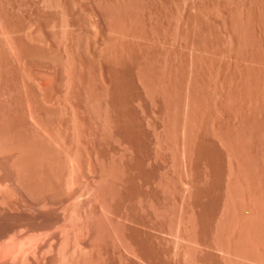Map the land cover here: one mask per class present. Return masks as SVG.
<instances>
[{"label":"rangeland","instance_id":"rangeland-1","mask_svg":"<svg viewBox=\"0 0 264 264\" xmlns=\"http://www.w3.org/2000/svg\"><path fill=\"white\" fill-rule=\"evenodd\" d=\"M0 141V264H264V0H0Z\"/></svg>","mask_w":264,"mask_h":264},{"label":"bare ground","instance_id":"bare-ground-1","mask_svg":"<svg viewBox=\"0 0 264 264\" xmlns=\"http://www.w3.org/2000/svg\"><path fill=\"white\" fill-rule=\"evenodd\" d=\"M53 4H54V3H53ZM72 5H73V4H72ZM106 8H107V7H106ZM175 14H176V13H175ZM44 20H45V19H44ZM253 20H254V19H253ZM52 21H53V20H52ZM90 24H91V23H90ZM64 25H65V24H64ZM28 28H29V27H28ZM62 29H63V28H62ZM62 29H61V30H62ZM65 29H66V28H65ZM65 29H64V30H65ZM20 30H21V29H20ZM72 30H73V29H72ZM111 30H112V29H111ZM5 32H6V31H5ZM60 32H61V31H60ZM106 33H107V32H106ZM69 36H70V35H69ZM24 37H25V35H24ZM76 38H77V37H76ZM100 38H101V37H100ZM8 39H9V38H8ZM40 39H41V38H40ZM29 40H30V39H29ZM42 40H43V39H41V41H42ZM96 40H97V39H96ZM5 42H6V41H5ZM9 42H10V41H9ZM35 42H36V41H35ZM93 42H95V41H93ZM42 43H43V42H42ZM42 43H40V44L38 43V44L41 45ZM5 44H6V43H5ZM63 44H64V43H63ZM243 44H244V43H243ZM5 46H6V45H5ZM83 46H85V45H83ZM39 47H40V46H39ZM86 47H87V46H86ZM35 48H36V47H35ZM42 48H43V47H42ZM240 48H241V47H240ZM50 49H51V47H50ZM78 49H79V48H78ZM84 49H85V48H84ZM97 49H98V48H97ZM244 49H245V48H244ZM10 50H11V49H10ZM56 50H57V49H56ZM63 50H64V49H63ZM111 50H112V49H111ZM41 51H42V50H41ZM30 52H31V51H30ZM38 52H40V51H38ZM44 52H45V51H44ZM57 53H58V52H57ZM64 53H65V52H64ZM107 53H108V52H107ZM109 54H110V52H109ZM34 55H35V53H34ZM40 55H41V54H40ZM53 55H54V54H53ZM29 56H30V55H29ZM41 56H42V55H41ZM104 56H105V55H104ZM126 56H127V55H126ZM36 57H37V56H36ZM46 57H47V56H46ZM84 57H85V56H84ZM98 57H99V56H98ZM28 58H29V57H28ZM34 58H35V57H34ZM69 59H70V58H69ZM92 60H93V59H92ZM65 61H66V60H65ZM50 62H51V61H50ZM53 64H54V63H53ZM77 65H78V64H77ZM68 67H69V65H68ZM69 68H70V67H69ZM73 68H74V67H73ZM173 72H174V71H173ZM66 73H67V72H66ZM75 73H76V72H75ZM69 74H70V73H69ZM180 74H181V73H180ZM142 75H144V74H142ZM72 77H73V76H72ZM27 78H28V77H27ZM43 78H44V77H43ZM43 78H42V79H43ZM51 78H52V77H51ZM64 79H65V78H64ZM178 79H179V78H178ZM59 81H60V80H59ZM67 81H68V80H67ZM168 84H169V83H168ZM39 88H40V87H39ZM50 88H51V87H50ZM144 89H145V88H144ZM91 91H92V90H91ZM102 91H103V90H102ZM39 92H40V91H39ZM52 92H53V91H52ZM43 93H44V92H43ZM174 93H175V92H174ZM97 94H98V93H97ZM179 94H180V92H179ZM167 95H168V94H167ZM168 98H169V97H168ZM43 100H44V99H43ZM45 101H46V100H45ZM49 101H50V100H49ZM174 101H175V100H174ZM41 102H42V101H41ZM166 102H167V100H166ZM46 104H47V103H46ZM163 105H165V104H163ZM98 108H99V107H98ZM49 119H50V118H49ZM50 120H51V119H50ZM171 121H172V120H171ZM2 122H3V121H2ZM103 124H104V122H103ZM7 140H8V139H7ZM3 141H4V140H3ZM0 142H1V141H0ZM7 142H8V141H7ZM3 144H4V143H3ZM19 146H20V145H19ZM36 146H37V145H36ZM6 149H7V148H6ZM7 150H8V149H7ZM9 150H10V149H9ZM0 151H1V150H0ZM5 152H6V151H5ZM5 152H4V154H5ZM8 152H9V151H8ZM8 152H7V153H8ZM19 154H20V153H19ZM25 155H26V154H25ZM40 155H41V154H40ZM8 156H9V155H8ZM22 156H23V155H22ZM33 156H34V155H33ZM68 158H69V157H68ZM35 159H36V158H35ZM2 161H3V160H2ZM36 161H37V160H36ZM6 162H7V161H6ZM37 163H38V162H37ZM40 163H41V162H40ZM40 163H39V164H40ZM9 165H10V164H9ZM11 165H12V164H11ZM23 165H24V164H23ZM26 165H27V164H26ZM19 166H20V165H19ZM1 168H2V167H1ZM33 168H34V167H33ZM13 169H14V167H13ZM16 169H17V168H16ZM18 169H19V168H18ZM19 171H20V170H19ZM16 172H17V171H16ZM19 173H20V172H19ZM41 173H42V172H41ZM15 174H16V173H15ZM16 176H17V175H16ZM22 176H23V175H22ZM35 177H36V174H35ZM22 178H23V177H22ZM22 178H21V180H22ZM26 178H27V177H26ZM26 178H25V179H26ZM36 178H37V177H36ZM15 179H16V178H15ZM17 179H18V178H17ZM26 180H27V179H26ZM26 180H23L22 182H20V185L23 184V183H25ZM29 180H30V179H29ZM27 181H28V180H27ZM32 181H33V180H32ZM32 181H31V182H32ZM34 181H35V180H34ZM34 181H33V183H35ZM36 181H37V183L34 184V185H37L38 182H39L38 179H37ZM13 182H14V181H13ZM26 183H28V185L31 187V185L29 184L30 182H26ZM26 183L24 184V186L27 185ZM33 183H32V184H33ZM29 186H28V187H29ZM38 186H39V184H38ZM5 187H6V186H5ZM32 187H33V186H32ZM23 188H24V187H23ZM26 188H27V187H26ZM36 188H37L38 190H37ZM39 188H40V187H39ZM39 188H38L37 186H34V188L32 189V191L36 189L37 192H38V191H39ZM0 189H1V188H0ZM19 189H20V188H19ZM30 189H31V188H30ZM36 190H35V192H36ZM47 191H48V190H47ZM23 192H24V191H23ZM57 192H58V191H57ZM33 195H34V194H33ZM51 195H52V194H51ZM36 196H37V195H36ZM37 199H38V198H37ZM53 199H54V198H53ZM31 201H32V200H31ZM38 202H39V201H38ZM36 209H37V207H36ZM36 209H35V210H36ZM38 210H39V209H38ZM19 230H20V229H19ZM23 230H24V229H23ZM23 230H22V231H23ZM37 233H38V232H37ZM20 234H21V233H20ZM13 235H14V234H13ZM17 235H18V234H17ZM37 235H38V234H37ZM19 236H20V235H19ZM31 236H32V235H31ZM13 238H14V237H13ZM35 238H36V237H35ZM35 238H34V239H35ZM36 239H37V238H36ZM36 239H35V241H36ZM6 241H7V240H6ZM29 242H30V241H29ZM31 244H32V243H31ZM36 246H37V245H36ZM36 246H35V245L32 246V249L34 250V248H35ZM73 246H74V245H73ZM33 247H34V248H33ZM21 249H23V248H21ZM27 249H28V248H27ZM79 250H80V249H79ZM20 251H22V250H20ZM22 252H24V254H25V253H26V248H25V251H22ZM32 252H33V251H32ZM32 252H31V253H32ZM35 252H36V250H35L33 253H35ZM17 253H19V252H17ZM17 253H15V254H17ZM15 254H14V255H15ZM29 254H30V253H29ZM18 255H19V254H18ZM20 255H22V254H20ZM35 256H36V255H35ZM21 257H23V255H22ZM21 257H20V258H21ZM31 257H32V255H31ZM18 258H19V257H18ZM14 259H15V258H14ZM14 259H13V260H14ZM22 260H23V259H22ZM32 260H33V259H32ZM15 261H16V260H15ZM25 261H26V260H25ZM10 262H11V260H10ZM27 262H28V261H27ZM13 263H14V262H13ZM14 264H15V263H14ZM26 264H27V263H26ZM74 264H75V263H74Z\"/></svg>","mask_w":264,"mask_h":264}]
</instances>
